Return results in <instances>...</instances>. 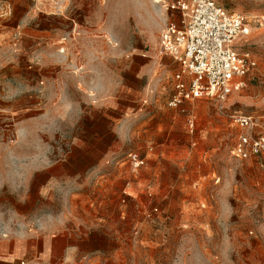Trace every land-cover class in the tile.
Returning a JSON list of instances; mask_svg holds the SVG:
<instances>
[{
  "label": "rangeland",
  "instance_id": "rangeland-1",
  "mask_svg": "<svg viewBox=\"0 0 264 264\" xmlns=\"http://www.w3.org/2000/svg\"><path fill=\"white\" fill-rule=\"evenodd\" d=\"M170 1L0 0V240L60 227L96 248L57 264H264V153L234 156L247 130L229 117L253 114L264 134V28L223 106L170 108Z\"/></svg>",
  "mask_w": 264,
  "mask_h": 264
},
{
  "label": "built area",
  "instance_id": "built-area-1",
  "mask_svg": "<svg viewBox=\"0 0 264 264\" xmlns=\"http://www.w3.org/2000/svg\"><path fill=\"white\" fill-rule=\"evenodd\" d=\"M165 9L179 15L160 33L161 51L179 65L167 105L175 109L186 101L206 98L223 106L241 88V79L258 67V59L247 43L254 30L264 28V12H235L215 0H171ZM229 117L233 124L247 130L234 146V156L248 159L263 154L264 134L252 135L258 118L241 112ZM189 123L193 127L192 119ZM126 158L135 166L145 163L135 152ZM21 264L31 263L22 260Z\"/></svg>",
  "mask_w": 264,
  "mask_h": 264
},
{
  "label": "crops",
  "instance_id": "crops-1",
  "mask_svg": "<svg viewBox=\"0 0 264 264\" xmlns=\"http://www.w3.org/2000/svg\"><path fill=\"white\" fill-rule=\"evenodd\" d=\"M73 232L72 229L56 227L48 232L32 230L4 238L0 240V264H20L22 260L31 264H57L65 257L67 248L82 251L96 249L93 244L87 250L80 248L75 241L77 233Z\"/></svg>",
  "mask_w": 264,
  "mask_h": 264
},
{
  "label": "bare ground",
  "instance_id": "bare-ground-1",
  "mask_svg": "<svg viewBox=\"0 0 264 264\" xmlns=\"http://www.w3.org/2000/svg\"><path fill=\"white\" fill-rule=\"evenodd\" d=\"M154 2H155V3H159V2H160V0H154ZM165 10H166V9H165Z\"/></svg>",
  "mask_w": 264,
  "mask_h": 264
}]
</instances>
